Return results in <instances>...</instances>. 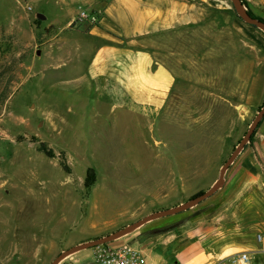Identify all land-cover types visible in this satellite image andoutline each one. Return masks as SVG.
<instances>
[{
    "label": "rangeland",
    "instance_id": "1",
    "mask_svg": "<svg viewBox=\"0 0 264 264\" xmlns=\"http://www.w3.org/2000/svg\"><path fill=\"white\" fill-rule=\"evenodd\" d=\"M7 1L0 0V264H50L73 246L208 191L264 105L262 32L239 20L231 1L225 25L209 15L202 28L181 31L149 50L154 70L164 61H178L181 67L173 70L188 73L186 79L173 78L166 98L174 105L160 111L134 105L124 95L127 90L121 91L126 99L110 95L106 84H116L114 77L107 80L111 72L100 66L90 70L103 44L85 34L98 23L89 20L98 19L95 9H78L66 26L69 16L61 0H10L8 14ZM245 1L253 15L264 18L262 0ZM81 13L87 17L80 19ZM211 39L235 41L236 46L205 47ZM234 50L251 64V77L235 80L231 93L230 88L208 89L211 95L196 102V56ZM153 86L152 92L163 94ZM39 143L55 157L38 151ZM62 153L69 173L59 163ZM89 169L94 184L87 190ZM224 185L191 209L147 222L109 244L125 243L147 263L179 264L183 249L178 248L198 242L202 234L197 229L211 226L226 211ZM199 250L184 260L198 257ZM94 251L74 253L59 264H87ZM206 252L211 255H200L202 264H231L241 252L248 253L250 264H264L262 255L243 246L226 256Z\"/></svg>",
    "mask_w": 264,
    "mask_h": 264
},
{
    "label": "crops",
    "instance_id": "2",
    "mask_svg": "<svg viewBox=\"0 0 264 264\" xmlns=\"http://www.w3.org/2000/svg\"><path fill=\"white\" fill-rule=\"evenodd\" d=\"M7 2L8 14L12 3L10 0ZM61 2L60 8L69 16L66 26L73 22L78 9L86 7L97 11L98 23L85 34L103 43L94 52L90 70L96 71V66H100L105 68L107 73L111 72L109 73L111 77L107 80L114 77L116 84L112 87V83L108 82L105 90H112L113 94L110 95L125 99L123 96L128 94L134 105L147 106L154 111H160L167 104L174 105L166 98L173 89V78L186 79L188 73L183 70L176 73L173 70L176 65L181 67V64H177L178 61L174 63L164 61L154 70L149 50L167 44L172 35L181 31L202 28L209 15L216 19V22L213 19L215 23L225 25V16H229L226 12L230 7V0H61ZM236 20L238 21L233 18L232 22L238 24ZM215 27L220 29L218 24ZM235 46V41L218 39H211L205 44V47L210 49ZM238 55L234 50L226 51L223 56L220 55V51H213L211 57H204L202 54L196 56L193 74L195 80L193 95L196 102L204 95H211L212 92H207L208 89L230 88L231 93L235 80H248L251 77V64L245 61V56ZM154 84L161 87L163 94L152 92L155 89ZM124 90L127 92L122 95L121 91ZM157 97H161L159 103ZM179 101L178 106H181L183 100ZM262 102H264V33H262ZM224 183L226 211L216 216V219L214 217L211 226L197 229L202 234L198 242L187 243L184 247L182 245L178 248L183 249L178 256L182 260L179 264H193L192 262L202 264L204 258L200 255H211L207 254L206 250L219 257L230 255V251L240 246L264 257V119L257 127L251 143L238 154L227 169ZM242 239L244 243L241 242ZM197 250L198 257L193 256L184 260L192 251ZM152 262L147 264H158Z\"/></svg>",
    "mask_w": 264,
    "mask_h": 264
},
{
    "label": "water",
    "instance_id": "3",
    "mask_svg": "<svg viewBox=\"0 0 264 264\" xmlns=\"http://www.w3.org/2000/svg\"><path fill=\"white\" fill-rule=\"evenodd\" d=\"M230 1H231V5H232V7L236 13V16L240 20H242L245 24L252 26V27H255L256 29H258L262 33H264V22L250 17L247 14L245 8L241 5L240 0H230ZM36 16L39 20H44L43 15L37 14ZM262 118H264V105H262V107L259 109L257 114L254 116L250 126L247 129V131L242 136L240 141L237 143V145L233 149L230 156L226 159V161L221 166L217 180L215 181V183L212 185V187L208 191L204 192L203 194H201L195 198H191V199L187 200L186 202L179 204V205H177L171 209L153 212V213L139 219L138 221L124 227L123 229H121L117 232L111 233V234L106 235V236L101 237V238L94 239V240L89 241L87 243H83L80 245L73 246V247L63 251L62 253H60L50 264H59V262L62 261L64 258H66V257H68L74 253H77V252H80V251H83V250H86L89 248H93L96 246H100V245L107 244V243L113 242L115 240H118V239L122 238L123 236H125V235L131 233L132 231L136 230L137 228H139L140 226L144 225L147 222H150V221H153V220H156L159 218L168 217V216H172V215L182 213V212L187 211V210L191 209L192 207L198 205L199 203H201L203 200L209 198L210 196H212L214 193H216V191H218L222 187V185L224 183L225 172L227 171L228 167L233 163V161L238 156V154L244 149L245 145L248 144L251 135L253 134L254 130L256 129L257 125L262 120ZM172 228H173V226L169 227L168 229H163V230L167 231V230H170Z\"/></svg>",
    "mask_w": 264,
    "mask_h": 264
},
{
    "label": "built area",
    "instance_id": "4",
    "mask_svg": "<svg viewBox=\"0 0 264 264\" xmlns=\"http://www.w3.org/2000/svg\"><path fill=\"white\" fill-rule=\"evenodd\" d=\"M87 17L81 13L80 19ZM90 22L97 23L98 19L95 16L89 18ZM69 264H78L72 262ZM87 264H147L142 254L131 246L120 244H103L95 247L92 260ZM224 264V263H218ZM231 264H250L248 253L241 252L232 256Z\"/></svg>",
    "mask_w": 264,
    "mask_h": 264
},
{
    "label": "trees",
    "instance_id": "5",
    "mask_svg": "<svg viewBox=\"0 0 264 264\" xmlns=\"http://www.w3.org/2000/svg\"><path fill=\"white\" fill-rule=\"evenodd\" d=\"M240 1H241L242 5H243L244 7H246V12H247V14H248L250 17L255 18V19H258V20L264 22V19H262V18H258V17H256L255 15L252 14V12L247 8V3H246L245 0H240ZM236 17H237V16H236ZM237 18H238V17H237ZM238 19H239V18H238ZM239 20H240V19H239ZM250 27H252V26H250ZM252 28L256 29L255 27H252ZM262 119H264V118H262ZM261 121H262V120H261ZM261 121H260V122H261ZM260 122H259V124H260ZM259 124L257 125V127L259 126ZM257 127H256V129H257ZM256 129H255V131H256ZM255 131H254L253 134L251 135V137H250L249 142H248L247 145H249V144L251 143V141H252V139H253V137H254ZM247 145H245V147H246ZM245 147H244V148H245ZM37 150L40 151V152H42V153H43L45 156H47L48 158H54V157H55V153H54V151H53L52 149L47 148L46 145H45L44 143H39V145H38V147H37ZM58 160H59V163H60L61 167L63 168V170H64L66 173H69L70 168H69L68 165H67V162H66V159H65L63 153L59 155V159H58ZM93 184H94V174H93L92 170L89 169V170L87 171V173H86V176H85L84 187H85V189L88 190ZM203 193H204V192H198L197 194L193 195L191 198H195V197H197V196H199V195H201V194H203ZM191 198H190V199H191Z\"/></svg>",
    "mask_w": 264,
    "mask_h": 264
}]
</instances>
